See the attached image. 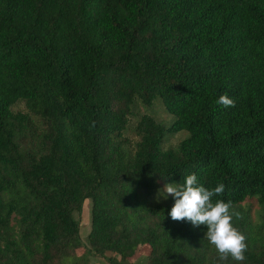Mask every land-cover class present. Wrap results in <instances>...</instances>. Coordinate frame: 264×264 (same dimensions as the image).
<instances>
[{
    "label": "trees",
    "instance_id": "1",
    "mask_svg": "<svg viewBox=\"0 0 264 264\" xmlns=\"http://www.w3.org/2000/svg\"><path fill=\"white\" fill-rule=\"evenodd\" d=\"M189 174L264 264V0H0V264H215L157 195Z\"/></svg>",
    "mask_w": 264,
    "mask_h": 264
},
{
    "label": "clouds",
    "instance_id": "2",
    "mask_svg": "<svg viewBox=\"0 0 264 264\" xmlns=\"http://www.w3.org/2000/svg\"><path fill=\"white\" fill-rule=\"evenodd\" d=\"M217 104L224 107H235L234 99L227 94L219 96ZM224 183H219L214 188H206L198 180L196 174H189L183 183H167L158 195H171L174 200L169 215L174 221L185 219L193 226L206 225V239L215 247L219 257L215 264H228L229 258L237 264L246 260L247 252L246 236L233 225V216L230 209L233 207L231 200H213L214 197L223 194Z\"/></svg>",
    "mask_w": 264,
    "mask_h": 264
},
{
    "label": "rangeland",
    "instance_id": "3",
    "mask_svg": "<svg viewBox=\"0 0 264 264\" xmlns=\"http://www.w3.org/2000/svg\"><path fill=\"white\" fill-rule=\"evenodd\" d=\"M146 113L148 115L152 116L155 120L162 122V123H166L169 120L168 114L164 111L163 107L160 105L159 102H154L151 109L148 110ZM183 136H184L183 133H180V134L174 135L170 138H167L164 145L165 146H168V145L173 146ZM163 187H164V185L161 187V189H163ZM157 195H158V193H157ZM161 197L165 198L163 195H161ZM146 202H151L150 198L146 201L143 200V203H146ZM88 209H89V202L85 201L82 205L81 215L78 216L79 217L78 221L80 224L79 235H80V240L82 243H85V240H86L85 237H86L88 230H89V211H88ZM147 252H148V248L146 246L137 247L135 252L133 253V255L130 258L123 260L121 262V264H143L145 261V256H146ZM83 253H84L83 250H80V249L78 251H76L77 256H79ZM108 256H109V254L105 255L106 258ZM115 259L118 260L119 258L116 256ZM88 260H89L88 264H109L108 261L102 257H100V258L89 257Z\"/></svg>",
    "mask_w": 264,
    "mask_h": 264
}]
</instances>
